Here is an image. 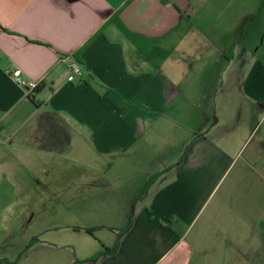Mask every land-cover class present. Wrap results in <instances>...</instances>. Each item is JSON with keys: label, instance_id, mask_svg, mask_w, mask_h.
Returning a JSON list of instances; mask_svg holds the SVG:
<instances>
[{"label": "crops", "instance_id": "crops-1", "mask_svg": "<svg viewBox=\"0 0 264 264\" xmlns=\"http://www.w3.org/2000/svg\"><path fill=\"white\" fill-rule=\"evenodd\" d=\"M34 195L81 241L0 264H264V0H0V216Z\"/></svg>", "mask_w": 264, "mask_h": 264}, {"label": "rangeland", "instance_id": "rangeland-1", "mask_svg": "<svg viewBox=\"0 0 264 264\" xmlns=\"http://www.w3.org/2000/svg\"><path fill=\"white\" fill-rule=\"evenodd\" d=\"M28 212L26 217V227L23 223L19 224V218H11L5 221L0 216V250L21 255L26 246L36 238V235L42 233L38 237L44 240L56 238L60 242L77 241L80 242L81 238L73 231V229L66 227L70 219H54L47 217V213L51 209V203L46 201H37L35 195L27 201ZM131 212L134 209L132 206ZM23 222V219H22ZM8 223V224H7ZM9 225V226H7ZM76 230V229H74ZM77 231V230H76ZM84 235L83 232H80ZM21 250V251H20Z\"/></svg>", "mask_w": 264, "mask_h": 264}, {"label": "built area", "instance_id": "built-area-1", "mask_svg": "<svg viewBox=\"0 0 264 264\" xmlns=\"http://www.w3.org/2000/svg\"><path fill=\"white\" fill-rule=\"evenodd\" d=\"M69 75L67 81L70 83H78L84 79V71L78 60L72 59L68 64ZM7 74L19 86L27 91L29 96L36 91L40 85L38 81H32L23 76L21 69L15 68L7 70Z\"/></svg>", "mask_w": 264, "mask_h": 264}, {"label": "trees", "instance_id": "trees-1", "mask_svg": "<svg viewBox=\"0 0 264 264\" xmlns=\"http://www.w3.org/2000/svg\"><path fill=\"white\" fill-rule=\"evenodd\" d=\"M160 175V173H156V174H153L149 180L147 181L146 185L144 186V188L142 189V193H145L146 190L148 189V187L153 183V181ZM132 224V218H129L125 227L123 229H121L119 232H118V235H117V239H116V242L114 244V246L112 247V249L110 251H107L105 253H115L117 250H118V247H119V243H120V239L121 237L124 235V233L130 228ZM89 232H91V230H88Z\"/></svg>", "mask_w": 264, "mask_h": 264}]
</instances>
